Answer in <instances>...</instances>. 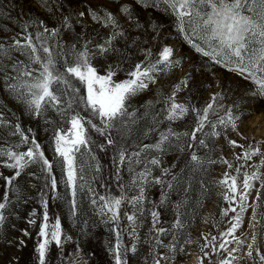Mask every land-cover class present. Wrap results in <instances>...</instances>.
Here are the masks:
<instances>
[{"label": "snow or ice", "instance_id": "1", "mask_svg": "<svg viewBox=\"0 0 264 264\" xmlns=\"http://www.w3.org/2000/svg\"><path fill=\"white\" fill-rule=\"evenodd\" d=\"M135 2L144 9H157L174 17L175 27L184 34L185 40L197 53L207 57L210 63L235 71L245 80L254 83L257 87L250 90L249 94L264 98V0ZM38 3L53 16L54 5L57 9L63 7V0H52L51 3L50 0H38ZM119 12L123 14L127 27L112 11L89 6L86 11L63 15L57 27H48L43 20L29 19L21 25V31L16 35L7 39L0 38V77L4 80V88L8 94L21 103L28 114L42 116L47 109L52 108L61 117L62 123L70 125L66 130L58 126L53 133L54 152L58 157L54 164L45 156L35 137L30 138L25 133L19 119L13 122L5 111L0 110V133L6 132V136L0 135V139L4 140V144L0 145V166L12 170L13 173L11 176H4L0 172L5 189L3 197L0 198V227L8 219L5 212L13 203L11 195H15L17 202L27 203V200L22 199L24 193L18 181L25 174H35L26 170L32 165H39L41 172L45 174V188L56 192L58 181L52 171L58 164L66 176L65 186L71 189V214L75 216L79 207L78 191L87 187L88 191L93 193L91 203L97 205L99 215L105 217L102 222L115 225L110 230L115 233L116 240L108 249L114 264H129L128 253L137 252L136 245H123L121 233L139 239L136 228L142 227V218L146 212L152 224L146 238L151 264H161L162 260L171 262L172 257L167 253H159L158 248H166L168 253L184 251L183 245L177 246L180 233L174 230L186 227L183 219L186 200L172 202L171 195L177 189L187 193L191 187V182L186 176L173 172L175 164L171 167L162 166L164 156L170 152L182 154L193 149L190 162H186L185 168L195 174L199 169H203L205 162L217 163V160L210 157L199 156L195 146L213 151L209 145L213 138L222 135L218 129L236 130L237 121L250 113L239 112L240 103L236 102L225 107L221 103L225 98L222 87L219 92L212 94L203 107H197L190 101L179 102L176 93L188 87L190 74H185L183 79L173 86L170 94L155 102L148 101L141 105L142 112L133 109L130 103L132 98L148 90L150 84L156 83L158 73L168 74L177 65H182L184 58H174V49L167 45L156 53L147 47L149 43L158 40L163 25L152 20L145 26L131 4L120 5ZM86 16L92 23L105 29L107 35H100L99 40L95 39L96 30L88 32L89 25L84 21ZM77 25L81 28L80 32H76ZM29 28L36 30L29 31ZM65 30L71 34V42L63 41ZM133 49L137 54H142L144 59L135 63L130 70H125L123 65L130 60ZM20 56L24 59H20ZM98 57L113 58V62L107 64L103 74L93 64ZM120 73H123L125 78L117 80L116 77ZM77 84L84 87V94H81V88L77 87ZM156 103L161 104L159 110L155 109ZM3 108L6 106L0 104V109ZM221 111L224 112L223 116L219 115ZM189 114L194 117L191 131L178 132L171 126L174 122L183 121ZM141 123L144 127L140 134L145 138L155 135L156 139L150 144H136L135 150L130 151L128 138ZM90 130L103 142L94 141ZM27 131L31 133V129ZM11 137H17L18 144L11 143ZM227 143L232 147L238 146L243 151L234 154L235 166L227 159L220 158V162L225 164L227 169L233 170H226L219 181L226 188L222 198L229 203V207L223 209L221 215L227 217L229 212L234 215L229 220L230 227L221 233L226 239L220 242L218 247L227 251L228 256L219 264H232V260L236 259L233 253L241 247H247V255L251 257L258 235H264L255 231L256 224L259 223L257 209L264 206V150L260 146L262 141L249 143L247 147L239 145L236 140H228ZM19 145L31 146L27 147L26 151H20ZM93 145L101 152L109 147L114 149L112 163L116 167L115 179L120 189L119 196L99 195L85 179V175L91 172L95 174L92 179L97 180L102 168L92 151ZM85 155L89 158L87 161L84 159ZM255 157L259 160L255 161ZM122 168L129 174L127 182L122 181ZM157 170L159 175L154 174ZM183 171L184 169H181V172ZM156 186L160 188L159 199L149 201L148 191ZM101 187L105 185L101 184ZM130 192L135 194L129 195ZM253 192L255 199L250 203L249 197ZM46 195V192L41 191L40 206L43 213L37 232L41 239L35 248L38 264H46V257L53 243L62 251L64 241L71 239L63 232L58 216L54 223H49ZM54 198L63 197L57 195ZM146 203L151 204L147 210ZM166 203L172 207L176 217L173 224L167 228L161 225V213L157 210L163 208ZM127 205L132 206V211L131 214L128 211L123 212L128 221L127 228H123L120 225L121 210ZM249 209L252 210L249 226L253 229L250 243L248 237L236 236ZM260 215L264 216V212ZM35 217L36 210L33 209L26 222L37 226ZM22 233L24 236L31 235L27 229H23ZM169 234L172 241L165 244L162 236ZM0 238H4L2 232ZM204 239L201 251L204 257H208L209 252L204 251V248L211 245V251L216 252L217 246L213 241H216L217 237ZM5 242L12 244L10 240L5 239ZM232 243L237 247L228 248ZM19 245L23 247L25 242L20 240ZM255 251L259 264H264V252H261L259 247H256Z\"/></svg>", "mask_w": 264, "mask_h": 264}, {"label": "rangeland", "instance_id": "2", "mask_svg": "<svg viewBox=\"0 0 264 264\" xmlns=\"http://www.w3.org/2000/svg\"><path fill=\"white\" fill-rule=\"evenodd\" d=\"M51 2L52 0H50ZM125 3L132 5L136 15L145 26L152 20L163 25L158 40L147 45V47L152 49L153 53L158 52L160 48L167 45L174 49V58H184L182 65H177L168 74L158 73L156 83L150 84L148 90L133 97L130 101L133 109L142 112L143 108H141V105L146 104L148 101L155 102L160 97L170 94L173 91V86L179 83L185 74H190L188 87L176 93L179 102L190 101L197 107H203L210 100L212 94L219 92L222 87L225 98L221 103L225 107L236 102L240 103L239 112L250 113L243 115L242 119L237 121L238 126L236 130L218 129L222 132V135L212 139L209 147L214 149L213 151H209L208 148H203L199 145L195 146V151L199 156L202 158L210 157L212 160H217V163L208 164L205 162L203 169H199L193 174L188 168H185L186 162H190V154L193 149H189L182 154L170 152L163 158L162 166L171 167L175 164L173 172L186 176V179L191 182V187L187 193L177 189L171 195L172 202L181 199L186 200L185 215L183 217L186 227L174 230L180 233L177 246L183 245L184 251L168 253V249L158 248L157 251L159 253H167L172 257L171 262L162 260L161 264H201V259L203 260V264H219L221 260L228 256L227 251L218 247L219 243L226 239V237L221 236V233L226 232L228 227H230L229 220L234 215L231 212H229L227 217L221 215L222 210L229 207V203L222 198V193L226 191V188L219 181L223 178V173L226 170L229 172L233 170L227 169V166L220 162V158L227 159L235 166L234 154H240L243 151L238 146H229L228 140H236L239 145H244L245 147L249 143L262 141L260 146L264 150V98L249 94V91L255 89L257 86L251 81L245 80L237 72L230 71L220 65H214L208 61L207 57H203L200 53H197L191 44L185 40L184 34L179 32L175 27L174 17L168 16L157 9H144L135 0H63L62 8L57 9L54 5V16L52 13L47 12L44 7H41L38 0H0V38L7 39L16 35L21 31V25L29 19L36 21L43 20L48 27H57L63 15L86 11V8L89 6L92 8H106L112 11L120 18L121 23L127 27L123 14L119 12L120 5ZM84 21L89 25L88 32L91 33L96 30L94 33L95 39L99 40L100 35H107L105 29L100 28L98 24L92 23L87 16L84 18ZM35 30V28H29V31ZM80 31L81 28L77 25L76 32ZM63 41L66 43L71 42V34L66 30L63 32ZM19 58L24 59L22 56ZM143 59L144 56L137 54L135 49H133L130 60L123 67L125 70H130L135 63ZM112 62V57L108 59L98 57L93 61V64L103 74L107 64ZM124 78L123 73L118 74L116 77L117 80ZM77 87L81 88V94L86 92L83 86L77 84ZM0 104L6 106V108L0 110L5 111V114L13 122L18 118L25 133L30 138L35 137L40 143L45 156L55 164L58 157L54 152L55 141L53 133L58 126L66 130L70 125L62 123L61 117L52 108L47 109L42 116L28 114L24 106L8 94L4 88L2 77H0ZM160 108L161 104L156 103L155 109L159 110ZM219 115L223 116L224 112L221 111ZM193 125L194 117L189 114L183 121L174 122L171 126L176 131L183 132L186 130L191 131ZM143 127V123L138 125L128 138L130 151L135 150L136 144L141 142L150 144L155 141V135L145 138L140 134ZM161 127L163 128L164 125H161ZM28 129H31V133H28ZM0 135L6 136V132H2ZM91 137L97 143L103 142L94 132H91ZM10 142L18 144V138L11 137ZM3 144L4 140L0 139V145ZM30 146L19 145V150L26 151L27 147ZM92 151L102 168L97 180L92 179L95 174L91 172L85 175V179L91 183V187L96 190L97 194L119 196L120 189L115 179L116 167L112 163L114 149L109 147L106 151L101 152L93 145ZM84 159L87 161L89 158L85 155ZM254 160L258 161L259 158L255 157ZM181 169H184V171L181 172ZM0 172L4 176H11L13 174L12 170L2 166H0ZM26 172L35 174L34 176L25 174L18 181L24 193L22 199L27 200V203L17 202L15 195H11L13 203L5 212L8 219L0 227V232L3 233L4 237L0 238V264H38V253L35 252V248L38 240L41 239L37 236L38 224L43 213V209L40 206L41 191L47 194L49 223H54L55 218L58 216L61 220L63 232L68 237H71L70 240L64 241L62 251L54 243L50 246V251L46 257V264H114L108 249L116 240L115 233L110 230L115 225L111 222L108 224L102 222L105 217H101L98 206L91 203V199L94 198L93 193H90L87 187L78 191L79 207L76 210V215L73 216L69 206L71 189L65 186L64 181L66 180V176L58 164L54 166L52 171V175L58 181L56 192L51 191L50 188H45V174L41 172L39 165L30 166ZM154 174L159 175V170L155 171ZM120 175L122 181H128L129 174L123 168ZM48 182L50 183V181ZM101 184H104L105 187H101ZM3 185L4 180L0 179V198L3 197L5 191ZM134 194V192L129 193V195ZM57 195L63 198L55 199L54 197ZM159 196V186L153 187L148 191L149 201H158ZM254 199L255 192L249 197V202L251 203ZM233 206L236 205L233 204ZM150 207V203L145 204L146 210ZM33 209L36 210L35 219L37 220V226L29 225L26 222L28 214ZM157 210L161 213V225L166 228L170 227L176 219L172 207L166 203L163 208H158ZM121 211L120 225L123 228H127L128 221L124 218L123 212L128 211L131 214L132 206L127 205ZM262 212H264V206L257 209L259 223L256 224L255 231L258 234H264V216L260 215ZM251 217L252 210L249 209L245 213L244 224L236 232L237 237H248L249 243L251 242L250 237L253 232V229L249 226ZM151 227V218L146 212L142 218V227L136 228V234L139 239H133L126 233H121L124 246L131 247L132 245H136L137 247L136 253H128L129 264H146V260L147 264H151L149 244L146 242ZM23 229H27L31 235L24 236L22 233ZM213 236L217 237V240L213 241L217 246V251L212 252L211 245H209V247L204 248V251L209 252V256L204 257L201 251L205 243L204 237L211 240ZM5 239L12 241V244L6 243ZM162 239L167 244L172 241V236L171 234L162 236ZM227 239H231V237H227ZM20 240L25 242V246L21 247L19 245ZM186 240L191 242L185 243ZM227 247L232 248L237 247V245L232 243ZM256 247H259L260 251L264 252V235H258L251 257L247 255V247H241L236 253H233L236 259L232 260V264H254V261L256 264H259V257L255 251ZM229 259L231 258L229 257Z\"/></svg>", "mask_w": 264, "mask_h": 264}]
</instances>
